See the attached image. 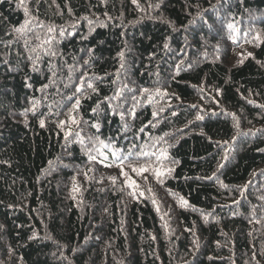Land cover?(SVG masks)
Instances as JSON below:
<instances>
[{"label": "trees", "instance_id": "1", "mask_svg": "<svg viewBox=\"0 0 264 264\" xmlns=\"http://www.w3.org/2000/svg\"><path fill=\"white\" fill-rule=\"evenodd\" d=\"M0 264H264V0H0Z\"/></svg>", "mask_w": 264, "mask_h": 264}, {"label": "snow or ice", "instance_id": "2", "mask_svg": "<svg viewBox=\"0 0 264 264\" xmlns=\"http://www.w3.org/2000/svg\"><path fill=\"white\" fill-rule=\"evenodd\" d=\"M29 23V21H26L25 24L27 25ZM16 31L18 33H23L25 31V26H21L20 28H17ZM49 31H52V29H49ZM45 43H50V41H46ZM26 46H27V41L25 42ZM33 51H35V49H33ZM52 55H54L55 53H50ZM36 59L38 60L39 59V56L36 57ZM33 67L35 69V61L33 62ZM89 87H92V85H89ZM147 91V90H145ZM79 100L76 101V105L79 106ZM199 118V117H198ZM73 122L75 123V119H73ZM41 126H43L44 124V121H41ZM133 171L137 172L138 174H142L146 171H148L149 169L147 167H134L132 169ZM170 171V170H169ZM125 176H127V173H124ZM161 175L160 172H156V176L159 177ZM134 183V182H133Z\"/></svg>", "mask_w": 264, "mask_h": 264}]
</instances>
